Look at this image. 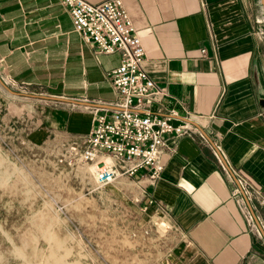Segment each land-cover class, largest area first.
Segmentation results:
<instances>
[{"label": "crops", "instance_id": "0c3cea01", "mask_svg": "<svg viewBox=\"0 0 264 264\" xmlns=\"http://www.w3.org/2000/svg\"><path fill=\"white\" fill-rule=\"evenodd\" d=\"M123 1L158 89L141 113L193 129L167 135L158 181L147 169L129 177L140 207L175 230L179 264H264L258 0ZM120 63V52H101L75 31L61 0H0V84L82 107L67 132L90 133L98 110H114L121 95L111 73Z\"/></svg>", "mask_w": 264, "mask_h": 264}, {"label": "rangeland", "instance_id": "374dc122", "mask_svg": "<svg viewBox=\"0 0 264 264\" xmlns=\"http://www.w3.org/2000/svg\"><path fill=\"white\" fill-rule=\"evenodd\" d=\"M261 3L255 74L263 104ZM12 83L23 94L0 84V264H179L173 256L178 235L140 207L132 179L100 186L89 165L66 158V144L86 135L66 130L82 107Z\"/></svg>", "mask_w": 264, "mask_h": 264}, {"label": "built area", "instance_id": "2783aa9c", "mask_svg": "<svg viewBox=\"0 0 264 264\" xmlns=\"http://www.w3.org/2000/svg\"><path fill=\"white\" fill-rule=\"evenodd\" d=\"M61 2L85 41L96 43L101 52L121 53V63L111 73L121 98L113 104L112 112L97 111L92 130L81 141L66 144V158L72 165H89L100 186L122 176L134 177L144 169L153 182L158 181L164 168L162 153L167 135H184L193 129L188 123L175 125L168 117L149 110L141 113L158 89L143 68L146 50L124 1Z\"/></svg>", "mask_w": 264, "mask_h": 264}, {"label": "water", "instance_id": "95a60500", "mask_svg": "<svg viewBox=\"0 0 264 264\" xmlns=\"http://www.w3.org/2000/svg\"><path fill=\"white\" fill-rule=\"evenodd\" d=\"M263 4H264V0H263ZM7 89L11 92V93H13V94H18L17 92H15L14 90H12V89H10V88H8L7 87ZM49 97V96H48ZM49 98H53V99H55V100H58V98H56V97H49ZM84 103V102H83ZM85 104V103H84Z\"/></svg>", "mask_w": 264, "mask_h": 264}, {"label": "bare ground", "instance_id": "6f19581e", "mask_svg": "<svg viewBox=\"0 0 264 264\" xmlns=\"http://www.w3.org/2000/svg\"><path fill=\"white\" fill-rule=\"evenodd\" d=\"M262 3H263V0H262ZM264 5V4H263Z\"/></svg>", "mask_w": 264, "mask_h": 264}, {"label": "flooded vegetation", "instance_id": "af4514ba", "mask_svg": "<svg viewBox=\"0 0 264 264\" xmlns=\"http://www.w3.org/2000/svg\"><path fill=\"white\" fill-rule=\"evenodd\" d=\"M263 102V104H264V101H262Z\"/></svg>", "mask_w": 264, "mask_h": 264}]
</instances>
